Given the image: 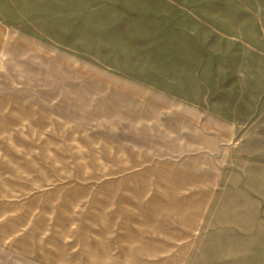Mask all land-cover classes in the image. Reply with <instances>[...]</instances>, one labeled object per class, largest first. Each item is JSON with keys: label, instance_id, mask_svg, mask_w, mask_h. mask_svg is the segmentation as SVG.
<instances>
[{"label": "rangeland", "instance_id": "obj_1", "mask_svg": "<svg viewBox=\"0 0 264 264\" xmlns=\"http://www.w3.org/2000/svg\"><path fill=\"white\" fill-rule=\"evenodd\" d=\"M112 2L0 0V264H264V0Z\"/></svg>", "mask_w": 264, "mask_h": 264}, {"label": "crops", "instance_id": "obj_2", "mask_svg": "<svg viewBox=\"0 0 264 264\" xmlns=\"http://www.w3.org/2000/svg\"><path fill=\"white\" fill-rule=\"evenodd\" d=\"M37 1H63V0H37ZM105 1H113L112 5L108 4L107 6L113 8L112 11H118L119 14H125L126 16H132L134 15V13L131 12V9L129 8H124V4H126L127 1H131V0H105ZM136 1V0H134ZM139 1V0H137ZM107 6H104V11L106 9ZM141 8H135L132 11H140ZM11 11H19V10H11ZM62 11V10H61ZM69 11H74V10H69ZM86 11V10H83ZM90 11H94V10H90ZM183 13V11H167L166 14H164V16H172L175 13L178 15L180 13ZM212 15L216 16L218 15V18L221 16V14H217L216 11H212ZM215 21H217L216 19L213 22V31L215 32L216 28L215 27ZM263 28H264V22L262 24ZM184 30H180L177 27H173L171 29V36L168 37L166 44L167 46L170 48H172V52L173 54L171 55L174 59L175 58H181L180 61L182 63H189L191 62V60L188 57V54L185 52V50L189 47H193L194 49H198L199 51H201L202 56H203V50H201L202 48H207V47H211V46H215V44H206L204 43V41H206L207 39H213V41L216 40V35H212L211 30H203L202 34L200 35L202 41L199 42V37H197L196 43L195 44H190L186 41L187 39V35L184 33ZM52 38H54L57 42L59 41L58 37H54V35H52ZM60 45H63L65 47H73V43L71 42H60ZM179 49H181L182 51H178ZM251 58V57H250ZM249 58V59H250ZM173 59V60H174ZM261 60L260 64L262 65V68L264 70V57H260L259 58ZM251 60H254L253 58H251ZM200 62H206L205 59H201ZM261 68V69H262ZM255 70H260L259 68H255ZM261 87H249V114L253 113L254 111L259 112V114L256 116V118H254V116H252V119L249 120V128L256 126L258 128H264V78L262 79L261 83H260ZM255 97V98H254ZM235 252L238 254H244L246 256L245 259H235V264H250L249 262V248H241L235 249Z\"/></svg>", "mask_w": 264, "mask_h": 264}]
</instances>
